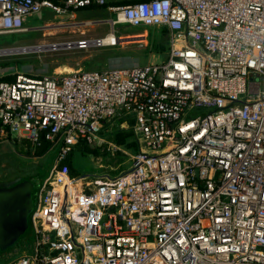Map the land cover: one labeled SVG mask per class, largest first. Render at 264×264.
I'll return each mask as SVG.
<instances>
[{
	"label": "built area",
	"instance_id": "2783aa9c",
	"mask_svg": "<svg viewBox=\"0 0 264 264\" xmlns=\"http://www.w3.org/2000/svg\"><path fill=\"white\" fill-rule=\"evenodd\" d=\"M43 8L105 10L81 24L109 31L36 47L116 46L117 25L159 29L168 45L160 62L0 79V135L58 148L34 245L5 264H264V0H0V35ZM118 119L130 167L71 177L74 146L118 148L101 135Z\"/></svg>",
	"mask_w": 264,
	"mask_h": 264
},
{
	"label": "rangeland",
	"instance_id": "374dc122",
	"mask_svg": "<svg viewBox=\"0 0 264 264\" xmlns=\"http://www.w3.org/2000/svg\"><path fill=\"white\" fill-rule=\"evenodd\" d=\"M75 17L55 14L49 8L27 17L28 30L21 33L0 35V49L35 46L43 43L79 39L83 37L102 36L109 31L106 23L81 24L86 20H99L109 17L105 10H74ZM116 36L120 42L116 46H104L96 49H45L33 48V51L0 50V78L24 73L31 76L63 75L75 71L104 70L112 67H129L163 61L166 57L168 39L165 32L151 27L115 26ZM163 46L156 51V47ZM203 110L192 111V116ZM114 120L103 129L102 137L117 146L112 140V132L126 130L130 132V121L121 125ZM117 130V131H116ZM121 133L120 135H122ZM132 140V141H131ZM129 145L113 148L103 144L96 156H90L85 150L97 149L98 145L78 144L68 154V163L76 176L101 175L107 179L123 174L131 165L134 145L133 135L128 139ZM113 148V149H112ZM58 148L49 150L39 156L36 148L27 139H17L11 132L7 137L0 135V178L9 177L12 173L30 175L35 173L42 183L47 176ZM92 154V153H91ZM103 176V177H102ZM99 177V176H98ZM97 178V177H96ZM34 245L32 229L26 239L12 250L0 254V264L8 263L20 255L30 252Z\"/></svg>",
	"mask_w": 264,
	"mask_h": 264
},
{
	"label": "water",
	"instance_id": "95a60500",
	"mask_svg": "<svg viewBox=\"0 0 264 264\" xmlns=\"http://www.w3.org/2000/svg\"><path fill=\"white\" fill-rule=\"evenodd\" d=\"M0 178V254L26 239L41 183L35 173Z\"/></svg>",
	"mask_w": 264,
	"mask_h": 264
},
{
	"label": "trees",
	"instance_id": "16d2710c",
	"mask_svg": "<svg viewBox=\"0 0 264 264\" xmlns=\"http://www.w3.org/2000/svg\"><path fill=\"white\" fill-rule=\"evenodd\" d=\"M156 47V51H159V50H162L163 49V46H160V47H158L157 48V46H155ZM13 78V76H10V77H6V78H0L1 80H10V79H12ZM119 120V119H118ZM122 122V120H120V122L119 123H121ZM108 126V125H107ZM106 128V127H105ZM104 128V129H105ZM117 131V130H116ZM121 133H123L122 135H120ZM114 138H113V142L115 143V144H117V146H123V145H129L128 143H129V141H128V139H129V137L132 135V132H131V130H130V132H127L126 130H118L117 132H112V134H111ZM132 141V140H131ZM110 143V142H109ZM80 144H82V143H80ZM105 144H107V143H105ZM131 144L132 145H134V142H131ZM110 145V144H109ZM51 147V143L50 142H48V141H41V143L39 144V145H37L35 148H36V153H37V155H39V156H41V155H43V154H45L48 150H49V148ZM97 147H99V148H97V149H89L88 147H86L85 146V150L87 151V153L88 154H90V156H96L97 154L96 153H98L100 150H102V148L104 147L103 146V144L102 145H99V146H97ZM100 149V150H99ZM92 153V154H91ZM65 163H68V158L64 161ZM69 164V163H68ZM70 166V165H69ZM70 176L71 177H77L76 175H74L73 174V172H72V169H71V167H70ZM84 176V175H83ZM90 176H93V175H90ZM96 176H101V175H96ZM103 177V176H102Z\"/></svg>",
	"mask_w": 264,
	"mask_h": 264
},
{
	"label": "bare ground",
	"instance_id": "6f19581e",
	"mask_svg": "<svg viewBox=\"0 0 264 264\" xmlns=\"http://www.w3.org/2000/svg\"><path fill=\"white\" fill-rule=\"evenodd\" d=\"M44 44V43H43ZM42 45H40V46H37L36 47V45L35 46H31L30 48H28V47H25V48H20V50H24V51H33L34 49L33 48H39L40 50H45V49H43L46 45H44V47H41ZM19 50V49H18Z\"/></svg>",
	"mask_w": 264,
	"mask_h": 264
},
{
	"label": "crops",
	"instance_id": "0c3cea01",
	"mask_svg": "<svg viewBox=\"0 0 264 264\" xmlns=\"http://www.w3.org/2000/svg\"><path fill=\"white\" fill-rule=\"evenodd\" d=\"M153 30H155V28H152ZM159 30V29H158ZM160 31V30H159ZM160 32H163V31H160ZM165 54H166V52H165Z\"/></svg>",
	"mask_w": 264,
	"mask_h": 264
}]
</instances>
